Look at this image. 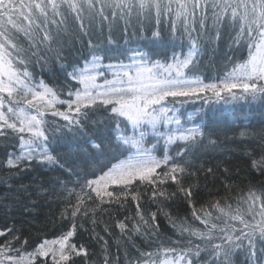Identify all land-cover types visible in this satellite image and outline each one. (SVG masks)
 Segmentation results:
<instances>
[{
    "label": "snow or ice",
    "instance_id": "6c2138e0",
    "mask_svg": "<svg viewBox=\"0 0 264 264\" xmlns=\"http://www.w3.org/2000/svg\"><path fill=\"white\" fill-rule=\"evenodd\" d=\"M133 21L141 30L154 22V42L164 39L163 25L169 41H181V51L173 50L162 62L127 47ZM120 22L124 45L113 34ZM224 29L234 54H226L221 75L206 81L200 59L204 45L218 44ZM85 38L83 64L66 63L65 49L75 43L84 47ZM243 51L246 56L235 54ZM106 59L117 62L105 64ZM53 60L63 75L59 88L37 81L32 71L33 65L45 67ZM200 100L204 105H264V0H0V143L14 148L2 166L9 170L6 176H21L34 165L56 173L48 186L33 181L13 189L8 179L0 180L9 189L3 200L27 198L33 206L40 199L62 201L60 219H71L66 232L32 252L25 249L26 240L16 246L20 236L12 228L0 231V237L11 234L0 244V264H35L39 257L74 264V256L81 255L88 264L87 249L73 242L77 218L91 216L95 225L97 211H107L103 205L123 207L129 197L136 204L135 216L117 221L116 228L129 241L133 236L155 237L160 247L148 252L132 242L138 255L124 247L125 264H232L237 250L245 253L246 264H264V189L250 187L235 206L215 200L197 207V185H185L186 178L197 175L199 154L216 150L217 138L229 131L227 126L192 124L194 115L181 120L180 109ZM49 115L58 120L49 121ZM149 137L155 142L149 143ZM239 138L255 142L246 155L252 168L264 174V124L258 129L245 126ZM161 142L163 154L158 155ZM168 185L176 191L169 192ZM149 191L158 211L186 237L172 242L183 247L167 246L158 234L157 213L145 215L141 202ZM177 192L186 197L193 221L203 228L164 212L163 202ZM23 210L36 211L27 204ZM105 231L110 234L108 226ZM97 238L104 241V264H119L107 240Z\"/></svg>",
    "mask_w": 264,
    "mask_h": 264
},
{
    "label": "trees",
    "instance_id": "16d2710c",
    "mask_svg": "<svg viewBox=\"0 0 264 264\" xmlns=\"http://www.w3.org/2000/svg\"><path fill=\"white\" fill-rule=\"evenodd\" d=\"M156 25L145 24L143 30L141 26L133 21V25L127 28V39L129 48H139L142 51L148 52L152 55L153 59H159L166 62L171 57L173 50L176 52L181 51V41L177 40L171 42L168 39V31L161 25V30L164 32V39L162 41H153L152 32L155 30ZM125 26L120 22L114 30V36L117 38L120 45H124L125 41ZM106 33V30H105ZM69 38L65 37L67 41ZM95 39V37H94ZM87 38H85L84 47L79 43H75V47H68L65 49L66 63L71 64L79 61L82 65V55H87ZM184 51H187V41H184ZM239 55L246 54V51L238 52ZM233 55L228 49V30H223V35L218 44L204 45V53L201 59V71L205 80H210L214 75H221L223 72V62L225 56ZM237 55V52L235 53ZM120 59H123L121 57ZM115 59L105 60L104 63H116ZM126 63V62H125ZM213 65L215 67H213ZM70 70V69H69ZM32 71L36 80H44L50 86L59 85L63 83V75L60 73L59 65L55 61H51L45 67L33 65ZM61 110L65 105H58ZM179 107V106H178ZM203 108V112L198 113V110ZM180 112L182 121H186V113L189 112L194 115V120L191 122L205 123L209 127L219 126L221 128L227 126L229 131L227 136L220 135L217 138L219 147L216 150L209 149L202 151L195 161L196 167L194 171L197 175L188 177L185 180V185L189 183L197 185L193 191L194 202L197 207L201 205H209L212 201L219 200L221 204L225 201L236 205L237 197L243 192H246L250 187L256 189H264V174L252 168V161L246 155V149L256 148L255 142L245 141L239 138V132L245 127L250 126L258 129L261 124H264V105L259 103L236 102L225 104L223 101L220 103H212L204 105L203 100L196 101L195 103L185 104ZM49 121L54 118L52 116L46 117ZM63 124L64 121L59 120ZM155 140L149 137V143H154ZM18 146V140L15 142ZM53 147H57L53 145ZM175 146H173V149ZM11 145L0 143V180L8 179L12 184L13 189L19 187L20 184L31 185L33 181L36 183H44L48 186V182L52 181L56 173L50 172L39 165H34L33 169L22 174L21 176H6L9 172L8 169L2 165L7 159L6 153L13 151ZM18 150V149H17ZM57 147V151H60ZM158 155L163 154V143L158 146ZM257 158H259V151L257 149ZM202 166V167H201ZM211 168L212 172L207 170ZM227 169V171H225ZM227 185V187H226ZM71 187V185H69ZM169 192L176 191L175 185H168ZM8 187L0 183V231H5L12 228L19 236L20 240L16 241V246L19 247L21 243L26 240L27 244L24 245L28 252H32L44 240H53L66 232L71 227V219L61 220L60 213L63 211L64 202L56 201L54 199H40L33 206L30 201L25 198L20 201L13 199L3 200V197L8 193ZM119 191V189H117ZM148 195L142 197V208L147 216L150 212L157 213V223L159 226V236L170 247H183V245L173 244V241L186 239L182 238L177 231L172 227L166 215L158 211L157 204L152 203ZM75 202V197L72 198ZM35 207V212H25L24 205ZM8 205V206H5ZM107 211H97V223L93 225L91 216L78 217L76 224V234L73 242L79 247L84 246L87 249L88 264H104L102 245L104 241L99 240L97 237L102 236L108 242V249L112 257L119 255V264H125L123 248L127 247L130 252L138 255L136 248L132 247V242L136 247L148 252H155L159 247V242L155 237L133 236L132 241L127 237H122L120 230L116 228V222L124 220L126 216H135L136 204L129 199L123 207L118 203L111 205L105 204L102 206ZM164 212L171 214L172 217L183 220L187 218L188 221L193 222L195 226L203 228L199 221H193L191 216V209L188 206L186 197L177 192L175 198L163 202ZM131 222L129 221V224ZM83 224V227L80 225ZM105 226L110 228L109 232L105 231ZM95 229V232L93 231ZM11 234L0 237V244L10 238ZM199 241H197L198 243ZM118 245L121 251L117 253ZM74 264H85V256H74ZM35 264H52L50 257H39L36 259Z\"/></svg>",
    "mask_w": 264,
    "mask_h": 264
},
{
    "label": "rangeland",
    "instance_id": "374dc122",
    "mask_svg": "<svg viewBox=\"0 0 264 264\" xmlns=\"http://www.w3.org/2000/svg\"><path fill=\"white\" fill-rule=\"evenodd\" d=\"M237 55H239V53L237 52ZM246 56V54H245ZM125 62L127 63L128 61L125 60ZM103 79V78H101ZM178 107V106H177ZM191 115L189 112L186 113V117L185 120L187 121V117ZM195 124V123H193ZM232 264H246L245 262V253L242 251L237 250L236 253L234 254V256L232 257Z\"/></svg>",
    "mask_w": 264,
    "mask_h": 264
}]
</instances>
